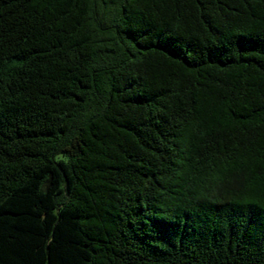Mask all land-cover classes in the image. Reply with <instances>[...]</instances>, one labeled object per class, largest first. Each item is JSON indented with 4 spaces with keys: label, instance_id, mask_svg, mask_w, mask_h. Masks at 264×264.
I'll return each instance as SVG.
<instances>
[{
    "label": "trees",
    "instance_id": "16d2710c",
    "mask_svg": "<svg viewBox=\"0 0 264 264\" xmlns=\"http://www.w3.org/2000/svg\"><path fill=\"white\" fill-rule=\"evenodd\" d=\"M0 264H264V0H0Z\"/></svg>",
    "mask_w": 264,
    "mask_h": 264
}]
</instances>
